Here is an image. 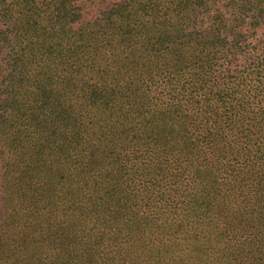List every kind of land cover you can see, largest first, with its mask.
I'll list each match as a JSON object with an SVG mask.
<instances>
[{
	"label": "trees",
	"instance_id": "trees-1",
	"mask_svg": "<svg viewBox=\"0 0 264 264\" xmlns=\"http://www.w3.org/2000/svg\"><path fill=\"white\" fill-rule=\"evenodd\" d=\"M0 264H264V0H0Z\"/></svg>",
	"mask_w": 264,
	"mask_h": 264
}]
</instances>
